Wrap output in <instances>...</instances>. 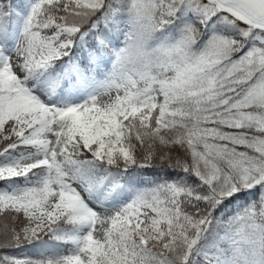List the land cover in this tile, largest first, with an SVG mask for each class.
Here are the masks:
<instances>
[{
    "label": "snow or ice",
    "instance_id": "6c2138e0",
    "mask_svg": "<svg viewBox=\"0 0 264 264\" xmlns=\"http://www.w3.org/2000/svg\"><path fill=\"white\" fill-rule=\"evenodd\" d=\"M0 214V264H264V0H0Z\"/></svg>",
    "mask_w": 264,
    "mask_h": 264
},
{
    "label": "trees",
    "instance_id": "16d2710c",
    "mask_svg": "<svg viewBox=\"0 0 264 264\" xmlns=\"http://www.w3.org/2000/svg\"><path fill=\"white\" fill-rule=\"evenodd\" d=\"M160 175H162V173H160L158 170L148 173V176L150 177L152 176V179H156ZM241 198H243V194L241 195ZM229 207H232V205L229 204ZM10 223H11V217L9 215L0 214V228H3L6 224H10ZM18 226L19 225H17V227ZM26 253L30 254V250L27 248H11V247L0 248V256H4V255L24 256Z\"/></svg>",
    "mask_w": 264,
    "mask_h": 264
},
{
    "label": "rangeland",
    "instance_id": "374dc122",
    "mask_svg": "<svg viewBox=\"0 0 264 264\" xmlns=\"http://www.w3.org/2000/svg\"><path fill=\"white\" fill-rule=\"evenodd\" d=\"M148 178H151L152 179V176L150 177V176H148ZM15 257H17V258H22L23 257V255H21V256H15Z\"/></svg>",
    "mask_w": 264,
    "mask_h": 264
}]
</instances>
